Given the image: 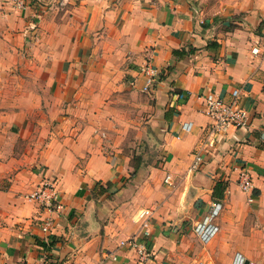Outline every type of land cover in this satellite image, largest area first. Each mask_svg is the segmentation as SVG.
I'll list each match as a JSON object with an SVG mask.
<instances>
[{"label":"crops","instance_id":"0c3cea01","mask_svg":"<svg viewBox=\"0 0 264 264\" xmlns=\"http://www.w3.org/2000/svg\"><path fill=\"white\" fill-rule=\"evenodd\" d=\"M25 2L0 0V264L264 262V0ZM235 89L248 124L213 132ZM54 179L52 210L26 197Z\"/></svg>","mask_w":264,"mask_h":264},{"label":"built area","instance_id":"2783aa9c","mask_svg":"<svg viewBox=\"0 0 264 264\" xmlns=\"http://www.w3.org/2000/svg\"><path fill=\"white\" fill-rule=\"evenodd\" d=\"M14 3L16 6L24 8L26 6L25 0H8ZM254 52H258L259 48H253ZM144 73L146 76V82L144 90H148L150 86L156 81L158 70L151 64H147L144 67ZM182 97V94L179 95ZM203 113L211 118L212 131H226L229 127H243L248 124L249 113L241 102L240 91L235 89L232 92V97L228 101L222 96L216 93H210L205 98V104ZM190 123L184 124L185 128L190 127ZM172 175L167 173L164 177L165 182L172 183ZM238 184L240 189L246 193H251L255 184L254 176L252 172L246 168L241 167L239 171ZM29 200L38 202L41 206L48 210H52L55 202L59 199L58 182L56 179L47 180L39 188L26 195ZM254 199L253 195H249L248 201ZM222 207V204L216 202L213 204L210 215L196 226V231L203 240H209L219 229L217 224H212L211 220L216 217ZM152 214V209H145L141 211V220L146 223L148 217ZM51 226L50 220H47L44 225V230L47 231ZM120 247H125L135 252L138 256V261L143 262L149 260L152 257V250L138 236H130L120 241ZM112 258L116 259L117 255ZM245 259L237 257L233 264H245ZM248 264H264L262 261L249 260Z\"/></svg>","mask_w":264,"mask_h":264},{"label":"water","instance_id":"95a60500","mask_svg":"<svg viewBox=\"0 0 264 264\" xmlns=\"http://www.w3.org/2000/svg\"><path fill=\"white\" fill-rule=\"evenodd\" d=\"M248 263H249V260H246V261H245V264H248Z\"/></svg>","mask_w":264,"mask_h":264}]
</instances>
